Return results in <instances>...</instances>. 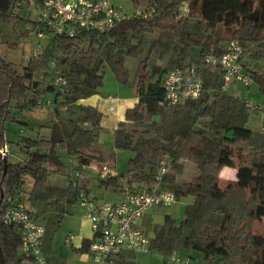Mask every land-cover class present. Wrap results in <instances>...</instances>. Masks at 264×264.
I'll list each match as a JSON object with an SVG mask.
<instances>
[{
  "label": "trees",
  "instance_id": "16d2710c",
  "mask_svg": "<svg viewBox=\"0 0 264 264\" xmlns=\"http://www.w3.org/2000/svg\"><path fill=\"white\" fill-rule=\"evenodd\" d=\"M19 1L0 0V21L16 16ZM133 4L134 9H146L148 17L124 19L110 30L74 38L49 30L40 20V29L49 34L42 54L23 66L0 56V148L9 142L8 123H20L25 131L16 141L17 152L10 150L15 156L6 157L5 172L0 157V264H22L26 256L17 226L2 219L8 207L26 200L28 211L45 227L43 251L48 227L60 225L66 202L78 201L81 191L88 193L73 181L58 184L51 178L61 174L60 151L77 156L80 165L93 159L101 113L79 101L98 92L107 70L120 83L133 85L138 97L113 136L115 148L134 152L126 188L137 192L152 187L161 161L170 158L160 189L174 191L177 200L187 195L195 199L181 221L166 216L149 250L165 258L180 250L196 251L207 264H264V233L253 230L264 218V107L249 106L223 90L220 67L206 61L208 54L220 57L229 41H239L243 69L264 95V0H133ZM130 61L136 64L134 74ZM177 67L201 80L203 90L198 98L171 104L164 78ZM57 72L67 80L62 87L54 82ZM43 105L51 106L55 119L47 123L18 119V112ZM45 129L48 136L42 134ZM225 166L236 168L237 174L222 188L219 177ZM30 179L33 185L28 190ZM102 183L117 186L118 178ZM115 263L138 264L130 250L120 252Z\"/></svg>",
  "mask_w": 264,
  "mask_h": 264
},
{
  "label": "built area",
  "instance_id": "2783aa9c",
  "mask_svg": "<svg viewBox=\"0 0 264 264\" xmlns=\"http://www.w3.org/2000/svg\"><path fill=\"white\" fill-rule=\"evenodd\" d=\"M150 13L144 8H136L128 12L124 7L116 5L111 0H43L40 3V19L43 25L57 34L78 37L88 32H104L112 29L118 22L134 17H148ZM38 36L47 39L49 34L39 30ZM243 46L233 39L226 45V51L220 56L208 54L206 61L218 65L223 73L222 89L228 91L232 83H240L249 87L253 78L244 71L242 64ZM54 66V63L51 64ZM54 82L62 87L66 78L57 72ZM166 98L171 104H180L187 99L198 98L203 90V82L186 76L177 67L166 73L164 78ZM249 106H256L246 100ZM51 102L48 100L47 104ZM10 154L7 144L0 148V157ZM170 158L161 161L157 182L150 188L137 192L127 189L124 199L119 202L100 201L86 191H81L78 204L85 211V217L91 221L95 239L90 244L94 264H116L115 258L125 250L146 252L149 250L151 238L138 227L143 215L156 207H168L176 203L174 191L160 189L159 182L168 170ZM114 174L110 164H103L98 169L102 180H107ZM12 201L11 197L7 198ZM2 219L16 225L21 233L22 250L31 255L36 264H47L42 251V239L45 227L37 222L24 202H16L8 207ZM69 236L67 241L71 240ZM165 264H189L188 260L178 253L166 258Z\"/></svg>",
  "mask_w": 264,
  "mask_h": 264
},
{
  "label": "crops",
  "instance_id": "0c3cea01",
  "mask_svg": "<svg viewBox=\"0 0 264 264\" xmlns=\"http://www.w3.org/2000/svg\"><path fill=\"white\" fill-rule=\"evenodd\" d=\"M109 75L113 81L112 85H105L103 83V85L99 87V90L96 94L79 101L80 104L95 107L101 113L100 124L102 129L99 133L98 141L91 148L93 159H91L88 164L80 165L77 156H70L65 152L60 151L59 154L62 160V165L66 166L67 170H64L62 166L61 174L52 176L51 181L58 184L73 181L74 183L85 187V190L91 194L89 189L90 178L92 177L91 175L93 174V178H98L101 180L98 175V169L101 165L107 163L110 164L114 169L113 176L118 178V185L116 186L111 184L110 186L109 184H103L107 187V189L110 190L112 188L111 190L114 191L112 194H110L112 197L110 201L119 202L124 199L125 193L127 191L126 180L129 176L128 163L134 154L132 152H126L125 150H120L114 147V130L118 128L120 122L125 121L127 110L133 108L136 105L138 102V97L136 94V89L129 87L132 85L120 83L111 71ZM234 88L236 89L237 87ZM20 132L25 133L23 129H21ZM42 134L44 136H48L49 130L45 129ZM94 159H100L102 162H96L94 164ZM120 159L123 160V165L121 167H119ZM124 161L127 162L125 165ZM73 169H78L79 175H77V178L72 175ZM90 170H92V172H90ZM225 171L229 173L234 172V175L237 174V171ZM82 172L85 173L86 176H81ZM32 185L33 180L30 179L27 189H31ZM153 185L154 184H151L150 186ZM95 198L98 199L97 197ZM65 207L67 211L65 216L66 219H68V232H65L63 237L58 242L56 240L51 242L50 240H47V237H44L43 251L46 254L47 264H94L90 246L88 245L96 237L92 229L91 221L85 217V212L78 204V201L69 200L66 202ZM142 218L138 224L140 229H142L140 227ZM69 236H72V239L67 241ZM149 237L151 239L153 238L150 235ZM130 252L134 261L138 264L166 263L165 256L160 253L150 256L153 254L151 250L141 252V254H147L145 256V261L143 262L137 257L138 251ZM25 254L26 256L23 259L22 264H36L31 255L27 253ZM178 254L186 258L189 264H207L204 259V255L199 252L180 250L178 251Z\"/></svg>",
  "mask_w": 264,
  "mask_h": 264
},
{
  "label": "rangeland",
  "instance_id": "374dc122",
  "mask_svg": "<svg viewBox=\"0 0 264 264\" xmlns=\"http://www.w3.org/2000/svg\"><path fill=\"white\" fill-rule=\"evenodd\" d=\"M116 5L124 7L128 12L134 11L133 0H111ZM183 11L186 13L188 11V4L184 3L182 7ZM14 17L7 21H0V56L4 57L7 61L14 62L20 66L27 64L33 56L40 55L44 52L49 39L40 38L38 36V31L40 30V1L39 0H20L19 7L17 6L14 9ZM225 37L232 38L231 34H225ZM130 67L132 68V74L135 72V62L130 61ZM110 71L107 70L104 76V84L112 85L113 81L110 77ZM188 77V75L186 74ZM134 88V86H129ZM234 87H237L236 89ZM135 89V88H134ZM231 93L241 97L242 99H248L253 102L255 105H260L264 107V95L260 91L259 86L256 82H253L249 87H246L240 83H232L228 89ZM19 120L30 122V123H47L51 119H55V115L52 113L51 106L43 105L37 106L31 110H24L18 112L17 115ZM39 121V122H36ZM23 129L22 124L20 123H8L6 137L8 139V146L10 147L11 152H17L16 141L19 138L20 131ZM263 129V127H261ZM126 152H132L130 150H125ZM19 154V153H17ZM14 157V154H9V157ZM10 157V158H12ZM16 158V157H15ZM20 158V157H19ZM102 162L100 159H94L93 163ZM119 167L123 165V160H119ZM127 162L124 161V165ZM125 167V166H124ZM64 170H67V167L63 165ZM69 169V167H68ZM225 170L237 171L236 168L225 166L219 177V185L224 188L229 183L233 182L236 178L234 172L229 173ZM73 176L77 178L78 169H73ZM92 172V170H90ZM83 174V175H82ZM81 176H86L82 172ZM89 189L91 195L98 198V200H111L112 194L114 191L107 189V187L102 183V179L93 178L91 175ZM188 177L182 178L186 180ZM111 186V185H110ZM29 187V186H28ZM114 190V189H113ZM106 192V193H105ZM27 196L24 197V199ZM194 197L192 195L181 196L178 198L176 203L168 207H156L154 209L148 210L144 214L141 222V228L148 235L154 236L155 230L158 229L161 225L165 223L166 216H172L177 222L181 221L184 217L186 206L194 202ZM26 203V200H25ZM28 205V203H27ZM70 205V204H68ZM84 211V209H83ZM85 212V211H84ZM68 219L66 216L63 218L60 225L57 226L54 230H51V227H48L47 240L51 242L56 240L57 242L63 237L64 233L68 232ZM253 230L258 233H264V218L259 222H256L253 226ZM53 244V243H52ZM150 256L157 254L152 252ZM147 254H141L138 252V259L140 261H145V256ZM158 256V255H157Z\"/></svg>",
  "mask_w": 264,
  "mask_h": 264
},
{
  "label": "water",
  "instance_id": "95a60500",
  "mask_svg": "<svg viewBox=\"0 0 264 264\" xmlns=\"http://www.w3.org/2000/svg\"><path fill=\"white\" fill-rule=\"evenodd\" d=\"M6 169H7V159L4 158V172L6 171Z\"/></svg>",
  "mask_w": 264,
  "mask_h": 264
}]
</instances>
